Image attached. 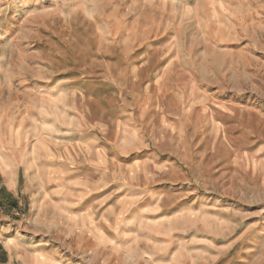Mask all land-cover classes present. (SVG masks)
<instances>
[{
    "label": "rangeland",
    "instance_id": "1",
    "mask_svg": "<svg viewBox=\"0 0 264 264\" xmlns=\"http://www.w3.org/2000/svg\"><path fill=\"white\" fill-rule=\"evenodd\" d=\"M0 264H264V0H0Z\"/></svg>",
    "mask_w": 264,
    "mask_h": 264
},
{
    "label": "crops",
    "instance_id": "2",
    "mask_svg": "<svg viewBox=\"0 0 264 264\" xmlns=\"http://www.w3.org/2000/svg\"><path fill=\"white\" fill-rule=\"evenodd\" d=\"M1 205V204H0Z\"/></svg>",
    "mask_w": 264,
    "mask_h": 264
}]
</instances>
